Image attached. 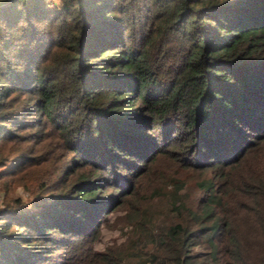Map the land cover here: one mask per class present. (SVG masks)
I'll list each match as a JSON object with an SVG mask.
<instances>
[{"label": "trees", "instance_id": "trees-1", "mask_svg": "<svg viewBox=\"0 0 264 264\" xmlns=\"http://www.w3.org/2000/svg\"><path fill=\"white\" fill-rule=\"evenodd\" d=\"M0 186V264H264V0H0Z\"/></svg>", "mask_w": 264, "mask_h": 264}, {"label": "rangeland", "instance_id": "rangeland-1", "mask_svg": "<svg viewBox=\"0 0 264 264\" xmlns=\"http://www.w3.org/2000/svg\"><path fill=\"white\" fill-rule=\"evenodd\" d=\"M159 166L155 167L154 170L149 174L143 181V185H148L152 180L155 179V176H157L160 173V169H165L166 166L173 167L172 162L169 159L162 160L159 163ZM160 168V169H159ZM199 173L201 171L194 170V169H184L180 172V175L185 178L186 180V191L188 192L189 196L195 195V186L194 181L197 179ZM3 188L0 186V203L3 197ZM8 194L18 196L21 195L22 197H26V191L21 188V186H14L9 187ZM111 218L108 219L105 222V225L102 227L101 231L97 234L95 242L93 243V246L97 249H102L107 244L111 245H119L123 241V230L119 229L120 226L123 224L122 216L118 215H111ZM198 251H202L204 248L201 246L198 247ZM134 263V262H131ZM90 264V262H88Z\"/></svg>", "mask_w": 264, "mask_h": 264}, {"label": "clouds", "instance_id": "clouds-1", "mask_svg": "<svg viewBox=\"0 0 264 264\" xmlns=\"http://www.w3.org/2000/svg\"><path fill=\"white\" fill-rule=\"evenodd\" d=\"M56 2H57V3H59V2H60V0H56Z\"/></svg>", "mask_w": 264, "mask_h": 264}]
</instances>
